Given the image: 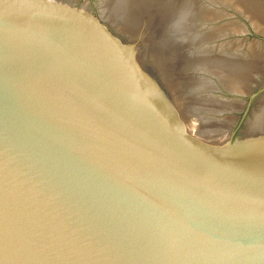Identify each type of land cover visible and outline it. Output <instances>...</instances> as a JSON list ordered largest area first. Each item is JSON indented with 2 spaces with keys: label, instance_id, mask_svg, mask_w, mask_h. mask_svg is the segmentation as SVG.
I'll use <instances>...</instances> for the list:
<instances>
[{
  "label": "water",
  "instance_id": "95a60500",
  "mask_svg": "<svg viewBox=\"0 0 264 264\" xmlns=\"http://www.w3.org/2000/svg\"><path fill=\"white\" fill-rule=\"evenodd\" d=\"M0 264H264V0H0Z\"/></svg>",
  "mask_w": 264,
  "mask_h": 264
},
{
  "label": "clouds",
  "instance_id": "9594fccd",
  "mask_svg": "<svg viewBox=\"0 0 264 264\" xmlns=\"http://www.w3.org/2000/svg\"><path fill=\"white\" fill-rule=\"evenodd\" d=\"M190 12L187 8H182L177 16L176 19L172 23V28L176 31H182L186 22L188 21Z\"/></svg>",
  "mask_w": 264,
  "mask_h": 264
}]
</instances>
